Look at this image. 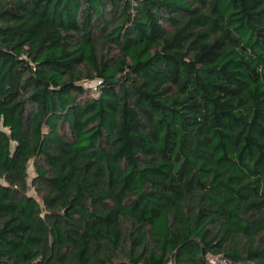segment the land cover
I'll list each match as a JSON object with an SVG mask.
<instances>
[{
  "label": "trees",
  "instance_id": "1",
  "mask_svg": "<svg viewBox=\"0 0 264 264\" xmlns=\"http://www.w3.org/2000/svg\"><path fill=\"white\" fill-rule=\"evenodd\" d=\"M211 257L264 264V0H0V264Z\"/></svg>",
  "mask_w": 264,
  "mask_h": 264
},
{
  "label": "rangeland",
  "instance_id": "2",
  "mask_svg": "<svg viewBox=\"0 0 264 264\" xmlns=\"http://www.w3.org/2000/svg\"><path fill=\"white\" fill-rule=\"evenodd\" d=\"M93 84H95V83H87V82L84 83V85H85L87 88H90L91 91H92V86H94ZM27 173H28L29 178H32V177L34 176V171H33V166H32V164H30V165L28 166V171H27ZM30 194H34V192H33L32 189L30 190ZM209 259H210V261H211V264H226V263H224V261H223L222 259H220V258L211 257V258H209Z\"/></svg>",
  "mask_w": 264,
  "mask_h": 264
},
{
  "label": "built area",
  "instance_id": "3",
  "mask_svg": "<svg viewBox=\"0 0 264 264\" xmlns=\"http://www.w3.org/2000/svg\"><path fill=\"white\" fill-rule=\"evenodd\" d=\"M95 90H96V89H95V88H93V96H94V97H97V96H98V94H97V92H96ZM209 262L211 263L210 259H209Z\"/></svg>",
  "mask_w": 264,
  "mask_h": 264
}]
</instances>
